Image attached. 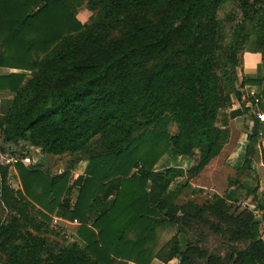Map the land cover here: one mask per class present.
I'll return each instance as SVG.
<instances>
[{
  "label": "trees",
  "instance_id": "16d2710c",
  "mask_svg": "<svg viewBox=\"0 0 264 264\" xmlns=\"http://www.w3.org/2000/svg\"><path fill=\"white\" fill-rule=\"evenodd\" d=\"M225 1L0 0V65L33 70L0 77V90L16 93L0 115L1 137L74 157L61 174L17 161V192L0 158L2 264H167L179 255L180 264H264L253 212L236 214L220 196L179 204L181 191L169 188L186 172L155 170L171 150L199 156L191 169L200 173L230 139L219 113L232 94L242 95L219 72L238 63L234 55L222 60L218 11ZM85 5L93 15L84 23L77 12ZM242 8L247 21L264 27V0H242ZM258 99L263 106L264 86ZM83 160L85 175L74 180ZM53 215L78 221L85 245L47 248ZM193 225L199 235L182 252L178 232ZM166 227L176 232L159 248L158 230ZM204 229L225 239V254L204 245Z\"/></svg>",
  "mask_w": 264,
  "mask_h": 264
},
{
  "label": "crops",
  "instance_id": "0c3cea01",
  "mask_svg": "<svg viewBox=\"0 0 264 264\" xmlns=\"http://www.w3.org/2000/svg\"><path fill=\"white\" fill-rule=\"evenodd\" d=\"M82 7L87 9L86 5ZM80 9L78 12H80ZM77 17L79 18V16ZM259 69V63L255 57L254 59H248L244 64L243 71L240 74L239 83L242 84L245 79L262 80L259 76ZM32 73L33 70L0 65V77H7L10 74H25L27 77H30ZM263 86V84H244L240 88L242 95L241 99H239L236 94L231 95L232 104L230 107L220 111L218 123V126L230 130V139L228 143L223 147L221 153L200 173L194 174V180H174L170 185L169 191L173 192L177 189L181 191L178 199H176L179 204L191 201L199 205H203L212 201L214 196H220L221 198H224L229 205H235V209L232 211L236 214L245 209L253 212L255 219L261 223L260 238L264 241V131L261 126L264 121L258 119L255 112V108L264 110V102L263 106L256 104L258 96L263 91ZM15 94L16 93L10 89L0 90V115H3L1 113L2 107L7 105L9 101L13 100ZM177 132L178 129L176 126V132L173 134H176ZM251 136H253V139H251ZM249 147V152L252 153V156H250L249 160H247L246 156ZM45 155L48 157L64 156ZM166 155L169 157L167 161L168 165L163 169H159L157 168V164L155 166L156 171L163 172L167 168L172 167L187 173L188 169L193 166L196 167L199 162V156L194 157V159L188 156H176L172 154L171 150L168 151ZM70 157H72V159L74 158L73 156ZM87 163L89 164L88 160L79 162L74 168V173L79 165V167L84 165V172H86L88 166ZM163 164L160 162V165ZM64 171L65 170H62L58 173L61 174ZM84 172H82L79 177L84 175ZM234 178L237 179L233 180ZM150 186L151 184L149 185L148 190H150ZM190 189L192 191L190 193L192 196L189 195V198L186 201H181L183 193L186 192L188 194V190ZM76 190L78 196V188L74 189L73 194ZM110 199L112 200V197ZM60 221L62 223H66L63 219ZM163 230L165 231L166 229L159 228L156 238V243L159 248L165 246V244L176 232H173V235L169 238L162 240L161 235L164 232ZM178 238L182 252L186 251L190 239L192 242L195 241V237L191 236L189 230L188 233L183 231L178 232ZM237 245L244 247L242 244ZM222 254H225V251L222 252ZM182 259L183 257L179 255L171 259L167 264H180ZM199 263L202 264L201 261H199ZM130 264L135 263L131 262ZM150 264L165 263L160 259L155 258Z\"/></svg>",
  "mask_w": 264,
  "mask_h": 264
},
{
  "label": "rangeland",
  "instance_id": "374dc122",
  "mask_svg": "<svg viewBox=\"0 0 264 264\" xmlns=\"http://www.w3.org/2000/svg\"><path fill=\"white\" fill-rule=\"evenodd\" d=\"M88 2V0H86ZM77 16L82 20V22H88L93 15V12H89L85 7L80 9V12H77ZM218 19L220 22V40L221 46L223 50L221 53H225L226 58H222L223 61L228 58V56L234 55L237 60V67H233L230 65H222L219 70L220 74H222V80L227 83L229 88H241V84L239 83L240 74L243 71L244 64L248 59H254L259 63V76L263 80L264 85V27L261 25H257V21L250 22L245 19L243 8H242V0H226L218 11ZM256 26V27H255ZM255 27V31L247 36V31L252 30ZM263 34V41L258 39V36ZM247 36V37H246ZM237 72V78L234 79V74ZM6 106V107H5ZM9 106L4 105L2 107L1 113L4 115L7 113ZM258 109L255 108V112ZM1 115V116H3ZM262 128L264 131V122L262 123ZM169 133L173 134L176 132V126L170 125L168 129ZM251 135V134H250ZM93 141V143L97 142ZM250 147L247 153V160L252 156V153L249 152ZM0 158L5 167L8 168V183L10 187L15 191L22 190V183L18 172L16 170L15 164L17 161L25 162L28 167H32L34 169H40L43 171L50 172L51 174H59L62 170H67L69 163L72 159L69 155H64L61 157H48L45 155L39 148L31 146L28 142H22L18 146L16 145H8L4 143L3 138L0 135ZM168 156L165 154L160 161L157 163V168L163 169L168 165ZM194 159V158H193ZM164 164L163 165H160ZM88 164V163H87ZM160 165V166H159ZM80 166V165H79ZM77 167L76 172L72 170V178L77 180L79 175L84 172L85 167L81 165V167ZM88 167V166H87ZM248 167V166H247ZM191 169V168H190ZM188 169L187 173L184 177H178L176 180H194V169ZM85 173V172H84ZM85 175V174H84ZM81 175V176H84ZM234 178L233 180H236ZM179 190V189H177ZM192 191L188 190V194L186 192L183 193V197L181 201H186L189 198V195ZM186 194V195H185ZM77 196V190L73 194V199ZM233 209H235V205L233 204ZM34 216L35 211H30ZM59 219V221H58ZM59 218L53 215V220L50 223L51 228L55 230V234H50L48 237L49 246H63L67 243L78 241L82 245L85 243L78 237L77 231L80 223L78 221L70 222L66 221V223H62ZM64 220V219H63ZM166 230L162 233L161 238L165 240L173 235L175 229L170 227H166ZM205 234H207L205 246L211 249L212 251H220L224 252L227 249V246L224 245L226 241L225 239H221L210 232L207 229H204ZM189 233H191L192 237H197L199 235L198 231H194V225L189 228ZM6 257L0 253V263L2 264L5 261Z\"/></svg>",
  "mask_w": 264,
  "mask_h": 264
},
{
  "label": "built area",
  "instance_id": "2783aa9c",
  "mask_svg": "<svg viewBox=\"0 0 264 264\" xmlns=\"http://www.w3.org/2000/svg\"><path fill=\"white\" fill-rule=\"evenodd\" d=\"M256 104H260L259 99L256 100ZM256 115L258 119H260L261 121H264V110L258 109V111L256 112Z\"/></svg>",
  "mask_w": 264,
  "mask_h": 264
}]
</instances>
